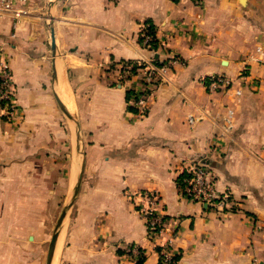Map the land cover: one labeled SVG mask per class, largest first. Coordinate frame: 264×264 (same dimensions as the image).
<instances>
[{
  "label": "crops",
  "instance_id": "0c3cea01",
  "mask_svg": "<svg viewBox=\"0 0 264 264\" xmlns=\"http://www.w3.org/2000/svg\"><path fill=\"white\" fill-rule=\"evenodd\" d=\"M24 7L16 29L11 16H0V60H10L18 107L11 119L0 112V264H19L27 234L41 241L53 178L71 179L70 189L84 159L61 264H161L171 236L177 264H264V55L260 62L256 54L264 51V0H26ZM150 25L155 43L146 47L140 36ZM157 56L179 61L143 117L126 98L140 79L121 82L116 67ZM218 75L233 84L210 92ZM199 160L230 195L229 207L182 196L185 169ZM139 193L159 195L164 237L149 239Z\"/></svg>",
  "mask_w": 264,
  "mask_h": 264
},
{
  "label": "built area",
  "instance_id": "2783aa9c",
  "mask_svg": "<svg viewBox=\"0 0 264 264\" xmlns=\"http://www.w3.org/2000/svg\"><path fill=\"white\" fill-rule=\"evenodd\" d=\"M26 0H0V16H11L13 28L21 23L22 17L27 14L24 7ZM141 33V42L146 47H152L155 43V36L146 32ZM258 61L263 62L264 51L261 47L256 50ZM179 61L176 56L168 59L155 57L150 62L128 61L120 63L116 68L121 73L122 81L130 79H140L141 87L136 92L137 95L132 99L134 106L140 116H145L149 112L150 103L158 88L167 81V74L170 68ZM233 81L223 75L214 76L210 79L208 89L210 92L227 91ZM239 95L240 89L236 90ZM18 110L17 107V87L14 74L9 59L0 60V112L8 119L13 118ZM232 114V113H231ZM231 115L225 119L228 127H231ZM184 186L182 196L193 202L217 206L221 209L229 207L231 204L228 193H220L216 188L212 172L209 165L204 160H199L188 165L185 169ZM137 208L140 215L147 223L148 237L157 240L169 233L166 217L160 211L159 195L157 193H139ZM173 236L161 246V264H177V255L172 251L171 243ZM128 255L138 259L141 251L135 247H127L125 250Z\"/></svg>",
  "mask_w": 264,
  "mask_h": 264
},
{
  "label": "rangeland",
  "instance_id": "374dc122",
  "mask_svg": "<svg viewBox=\"0 0 264 264\" xmlns=\"http://www.w3.org/2000/svg\"><path fill=\"white\" fill-rule=\"evenodd\" d=\"M81 154L84 155L83 147H81ZM70 168L71 166L68 165V167H66V170L70 172ZM81 169H82V166H81ZM81 169L79 170V173L76 176V178H74V180L72 181V185L70 186V189H67L69 187L67 186V183H70L71 179L67 178L64 180V178H62V180H60L59 178H56V179L53 178L50 221H48L45 226L40 227V229L44 231L43 236L42 237L39 236V238H42L41 241H36L35 237L32 234H27L25 239L22 238L21 242H23L24 240L27 246L21 252L22 254L19 259V264H46L47 254H48L51 238L55 232V228H56L58 219L62 211L65 209V207H67L68 208L67 216L60 229L59 242L57 245V249H56L55 257H54V263H53V264H61V256L66 246L67 232L68 230H70L71 218H72L73 211H74V205L76 201L78 200L80 191L82 189V183H81L79 194L77 198L75 199L74 204L70 206L71 201L74 197V189L77 185V181L81 173ZM83 177H84V172H83ZM83 177H82V182H83ZM214 181H215V178H214Z\"/></svg>",
  "mask_w": 264,
  "mask_h": 264
},
{
  "label": "water",
  "instance_id": "95a60500",
  "mask_svg": "<svg viewBox=\"0 0 264 264\" xmlns=\"http://www.w3.org/2000/svg\"><path fill=\"white\" fill-rule=\"evenodd\" d=\"M242 4L245 3L246 0H240ZM51 38H52V50L54 52V55H56V52H57V49H56V42H55V32H54V29L52 28V31H51ZM60 107L63 109V111L66 113V115L70 118V119H73L75 120V122L78 124V122L76 121L75 117L73 115H71L66 109L65 107L63 106V104L57 99ZM77 134H78V142L80 143V136H79V128L77 130ZM84 166H85V159L83 161V165H82V169H81V173L79 175V178H78V181H77V185L74 189V197L71 201V204H74L75 202V199L77 198L78 194H79V191H80V188H81V183H82V177H83V172H84ZM67 211H68V208L65 207V209L62 211L59 219H58V222H57V225H56V228H55V232L51 238V242H50V245H49V250H48V254H47V262L46 264H53V261H54V256H55V252H56V249H57V245H58V242H59V237H60V229L63 225V222L67 216Z\"/></svg>",
  "mask_w": 264,
  "mask_h": 264
},
{
  "label": "trees",
  "instance_id": "16d2710c",
  "mask_svg": "<svg viewBox=\"0 0 264 264\" xmlns=\"http://www.w3.org/2000/svg\"><path fill=\"white\" fill-rule=\"evenodd\" d=\"M149 32L152 34L153 33V36L155 35V32H154V29H153V27L150 25L149 26ZM125 62H128V61H125ZM137 95V93H135V92H132V91H128L127 92V100H132L133 98H135V96ZM130 110H134V111H137L136 110V108H134V107H130ZM183 178H179V184H183ZM179 257H177V259H178ZM143 263V259H140L139 261H138V264H142Z\"/></svg>",
  "mask_w": 264,
  "mask_h": 264
}]
</instances>
